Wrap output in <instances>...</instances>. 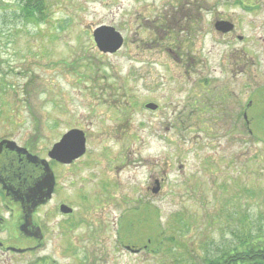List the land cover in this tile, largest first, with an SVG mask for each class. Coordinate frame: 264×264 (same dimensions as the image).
<instances>
[{
  "label": "rangeland",
  "instance_id": "obj_1",
  "mask_svg": "<svg viewBox=\"0 0 264 264\" xmlns=\"http://www.w3.org/2000/svg\"><path fill=\"white\" fill-rule=\"evenodd\" d=\"M42 1L26 20V2L0 0V139L47 158L79 129L86 153L55 167V195L39 212L63 216L64 202L69 226L50 217L32 253L0 254V264H205L203 256L240 243L242 229L264 239V41L247 45L257 65L242 89L243 77L226 71L224 45L177 40L192 36L181 32L192 27L181 11L193 0ZM100 25L123 36L116 53L98 49ZM244 31L264 38L262 28ZM203 75L215 95L252 102L247 130L217 113L204 124L177 122L203 93Z\"/></svg>",
  "mask_w": 264,
  "mask_h": 264
},
{
  "label": "flooded vegetation",
  "instance_id": "obj_2",
  "mask_svg": "<svg viewBox=\"0 0 264 264\" xmlns=\"http://www.w3.org/2000/svg\"><path fill=\"white\" fill-rule=\"evenodd\" d=\"M181 18L192 19L191 28L181 26V32L189 29L192 31V36L187 35L185 38L181 36L177 40H181V43L203 44L208 37L214 44L224 45L225 60L229 62V68L226 71L232 76L243 77L241 88L245 89L247 87L246 78L254 75L256 71L249 67L257 65V61L252 59L249 64L247 45L262 42L264 38L260 35L248 36L244 30L247 27L264 29V0H207L202 4L199 0H193L187 12L181 11ZM186 61L188 66L192 62L195 63V67L202 62L201 59L200 61L196 59L192 62L188 59ZM204 66L205 69H202L201 73L206 71L208 74L209 69L206 65ZM192 70L194 73L199 71L196 68ZM202 77V84L207 89L203 87V93H196L192 109L186 114L184 111L178 112L177 122L182 125L185 122H193L194 125L204 124L208 122L209 116L212 118L217 113V116L222 119L243 125L247 130L248 125L252 123L248 116V109L252 102H248L247 98L243 99L240 93L235 96L223 93L215 95L208 88L211 82L209 75ZM232 99L236 101L234 104H231ZM3 140L14 141L23 148L19 150L13 145L8 147L7 143L0 147V254L7 257H18L32 253L35 247L45 239L48 229L47 220L50 217H59L69 226L74 216L73 212L64 214L60 211L64 202L59 205V211L63 216L40 217L39 212L42 207L52 201L55 195L58 181L55 167H71L85 154L72 161L51 157L49 153L54 143L45 158L40 157L28 144L19 145L16 140L8 137L1 138L0 143ZM40 159L48 161L55 181L51 197L44 198L42 203H40L41 197L49 183L41 181L44 171ZM154 182L152 192L157 188L159 190L153 193L158 194L163 182L159 178H156ZM37 259L38 257L34 264H37Z\"/></svg>",
  "mask_w": 264,
  "mask_h": 264
},
{
  "label": "water",
  "instance_id": "obj_3",
  "mask_svg": "<svg viewBox=\"0 0 264 264\" xmlns=\"http://www.w3.org/2000/svg\"><path fill=\"white\" fill-rule=\"evenodd\" d=\"M94 40L100 51L104 53H115L120 50L124 43V38L120 32H118L113 26L110 25H100L93 32ZM147 108L156 109L157 105L154 103H148ZM7 143L8 147L10 145L15 146L17 149L21 150L23 148L19 147L14 141L3 140L0 143L2 147ZM86 151V136L82 130L71 129L67 131L59 142L55 143L53 149L50 151L49 155L58 159L65 161H72L80 156H82ZM40 164L43 166V178L41 181L46 182L47 190L42 195L40 203H42L44 198L49 199L51 197L53 187H54V176L49 167V163L45 159H40ZM159 189H153V192H157ZM62 213H71L73 208L64 204L60 207ZM138 251V250H137Z\"/></svg>",
  "mask_w": 264,
  "mask_h": 264
},
{
  "label": "trees",
  "instance_id": "obj_4",
  "mask_svg": "<svg viewBox=\"0 0 264 264\" xmlns=\"http://www.w3.org/2000/svg\"><path fill=\"white\" fill-rule=\"evenodd\" d=\"M25 19L34 16L35 11L43 12L42 0H22ZM240 243L221 250L215 257L203 256L205 264H264V239L254 235L251 230L242 229L237 236Z\"/></svg>",
  "mask_w": 264,
  "mask_h": 264
}]
</instances>
